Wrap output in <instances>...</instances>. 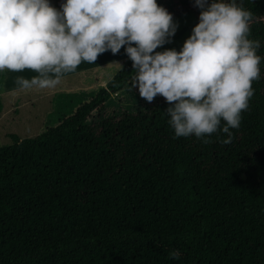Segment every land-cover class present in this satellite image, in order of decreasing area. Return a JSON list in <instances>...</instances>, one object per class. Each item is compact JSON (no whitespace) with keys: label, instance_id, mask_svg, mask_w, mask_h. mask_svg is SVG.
<instances>
[{"label":"trees","instance_id":"trees-1","mask_svg":"<svg viewBox=\"0 0 264 264\" xmlns=\"http://www.w3.org/2000/svg\"><path fill=\"white\" fill-rule=\"evenodd\" d=\"M236 2L252 13L261 74L231 142L175 137L164 98L103 117L135 70L128 56L98 66L105 86L0 146V264H264V0ZM157 3L199 22L194 0Z\"/></svg>","mask_w":264,"mask_h":264},{"label":"clouds","instance_id":"clouds-1","mask_svg":"<svg viewBox=\"0 0 264 264\" xmlns=\"http://www.w3.org/2000/svg\"><path fill=\"white\" fill-rule=\"evenodd\" d=\"M194 4L199 22L182 48L155 51L177 30L157 0H65L60 9L50 0H0V72L30 70L36 75L17 78L22 89L53 88L81 63L126 46L131 86L149 103L165 99L175 137L223 132L228 144L260 79V42L249 38L252 13L236 0Z\"/></svg>","mask_w":264,"mask_h":264},{"label":"rangeland","instance_id":"rangeland-1","mask_svg":"<svg viewBox=\"0 0 264 264\" xmlns=\"http://www.w3.org/2000/svg\"><path fill=\"white\" fill-rule=\"evenodd\" d=\"M173 21L177 24L176 32L179 31L180 34L156 51L165 49L179 51L184 41L191 35L192 14L180 15L173 18ZM125 47L123 46L115 55L111 51H106L99 55L95 63H81L75 72L63 74L60 82L53 88H20L14 93H10L8 90L3 91L0 110V146L10 143L9 134H15L20 138L32 137L44 128L54 125L63 113L67 114L73 111L79 101L87 99L89 94L99 87L105 86L106 81L102 78V72L96 68L98 66H115L120 58L127 56ZM33 75L36 73L30 70H25L22 73L9 72L7 88L10 89L13 83L17 84L19 76L31 78ZM131 79L121 90L110 95L101 113L103 117H112L122 112L147 108L163 99L158 95L151 103L147 102L140 97L138 87L131 86ZM78 91H85L87 95L78 94ZM65 93H70L68 99L63 97ZM69 101L72 103L69 104ZM96 116V112L93 111L89 120L96 119Z\"/></svg>","mask_w":264,"mask_h":264},{"label":"crops","instance_id":"crops-1","mask_svg":"<svg viewBox=\"0 0 264 264\" xmlns=\"http://www.w3.org/2000/svg\"><path fill=\"white\" fill-rule=\"evenodd\" d=\"M8 73L9 71L5 70L4 71V75H3V80H2V87H1V92H0V97L2 100V92L8 90V92L10 93H14L15 91H17L18 89H20L21 87L18 84H11V88H7L9 84H7V79H8ZM34 76V75H33ZM32 77V76H31ZM15 84V85H14ZM10 87V86H9Z\"/></svg>","mask_w":264,"mask_h":264}]
</instances>
